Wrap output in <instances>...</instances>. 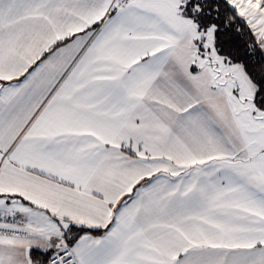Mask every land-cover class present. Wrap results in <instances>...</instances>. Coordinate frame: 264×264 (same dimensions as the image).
<instances>
[{
	"label": "snow or ice",
	"instance_id": "obj_1",
	"mask_svg": "<svg viewBox=\"0 0 264 264\" xmlns=\"http://www.w3.org/2000/svg\"><path fill=\"white\" fill-rule=\"evenodd\" d=\"M0 264H264V0H0Z\"/></svg>",
	"mask_w": 264,
	"mask_h": 264
}]
</instances>
